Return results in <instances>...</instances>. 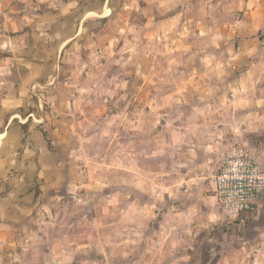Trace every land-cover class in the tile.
Here are the masks:
<instances>
[{"label": "crops", "instance_id": "1", "mask_svg": "<svg viewBox=\"0 0 264 264\" xmlns=\"http://www.w3.org/2000/svg\"><path fill=\"white\" fill-rule=\"evenodd\" d=\"M135 13L140 14L145 29L142 35L144 47L140 51L136 50L129 36ZM233 13L237 14V20L231 24L229 16ZM219 25V34L213 35V27ZM229 28H233L237 45L232 70L239 72L234 87L238 116L247 113L245 109L248 106L254 113L250 122H258L259 125L252 129L254 131H249L247 121L239 118L242 123L231 131L223 123L220 130L202 132L205 137L213 135V138L221 139L189 144L188 153L191 158H197L193 161L196 162L195 169L204 168L207 162L213 164L216 171L228 150L222 149V145L228 143L224 139L245 135L260 141L247 148L255 159L264 163V84L259 83V75L263 72L262 67L253 65L256 60L264 58V0H0V260L4 261L6 253L21 246L18 235L24 232L23 225L28 217L33 215L31 218L40 223L37 209L40 204L41 208L48 209L53 206V201L65 196L68 171L71 173L73 170L65 154L71 151L72 135L86 122L84 111L79 109V105L88 104L78 80L79 75L86 72L82 54L89 52L95 55V52L107 50L112 56L118 47L119 52H128L127 56L132 58V71L140 80V84H136V96L139 98L135 99L144 104L145 110L151 105L147 104L151 99L158 101L157 106L180 105L178 95H157L155 91L160 84L157 74L161 71L154 61L164 56L171 57L170 64L179 63L180 72L190 75L185 83L192 89L201 85L208 88L212 85L211 89H214V84L205 82L212 79L217 85L220 82L223 103V91L229 92L234 86L223 79L227 78L231 68L229 51L223 47L230 44ZM216 40H221L219 47L223 48L213 51L211 45ZM163 41L166 45L172 44L169 52L166 45L165 51L159 49ZM121 42H129V45L120 46ZM215 58H220L221 63H215ZM137 59L140 63L135 62ZM245 60L249 62L242 64ZM75 61L78 64L72 67ZM205 63L208 66L204 73H200L198 70ZM183 82L176 84V92L186 89ZM197 102L183 101L182 105L194 107L199 105ZM96 111L91 110V113L96 116ZM224 115L221 112L219 117ZM162 121L165 122L166 118L163 117ZM190 134L196 136L193 132ZM200 154L201 158L198 157ZM31 155L35 158L29 160ZM30 174L35 176L32 180L36 181L39 189L37 201L31 205L14 200L11 194L2 190L5 184L16 187L25 179L31 180ZM198 179L191 177L189 182L200 187ZM211 182L201 188L206 194L199 196V205L195 206L194 194L187 195L189 201L185 196L181 198L175 212L177 218L200 217L209 226L226 220L216 204ZM214 204L221 216L212 209ZM263 214L264 189L253 212L228 221L253 226ZM204 228L199 243L193 248H202L205 238L212 237L211 232H206L209 227ZM157 231L155 235L160 233V229ZM185 231L189 234L194 232L191 228ZM260 238L264 239V228ZM253 245L255 250L260 248L255 243ZM157 246L161 249L164 244L159 242ZM189 248L192 250L191 246ZM261 248H264V240Z\"/></svg>", "mask_w": 264, "mask_h": 264}, {"label": "rangeland", "instance_id": "2", "mask_svg": "<svg viewBox=\"0 0 264 264\" xmlns=\"http://www.w3.org/2000/svg\"><path fill=\"white\" fill-rule=\"evenodd\" d=\"M229 18L233 24L237 14L233 13ZM131 26V42L140 51L144 47L142 35L145 29L139 13L133 15ZM219 29L220 25L213 27L212 34L218 35ZM232 29L228 30L229 46H223L229 51L231 68L227 78L223 79L234 86L229 92L223 91V103L220 82L217 85L214 79L208 81L204 78L208 81L205 84H214V89H211L212 85L211 88L201 85L192 89L185 83L190 75L180 72L179 63L170 64L171 57L164 56L154 61L161 71L157 74L160 84L155 91L157 95H178L180 105L157 106L158 101L151 99L147 101L151 105L145 110L144 104L135 99L139 98L136 84H140V80L132 71V58L127 56L128 52H119L118 47L112 56L107 50L95 52V55L82 54L86 72L79 75L78 80L88 104L79 105V109L84 111L86 122L72 135L71 151L65 154L73 167L71 173L68 171L65 196L53 201V206L48 209L41 208V204L37 207L40 223L37 224L36 218L32 219L33 215L26 219L24 232L18 235L21 246L6 253L0 264H264V248H261L264 239L260 238L264 214L253 226L230 222V219L209 226L200 217L179 219L175 214L183 196L189 201L187 195L194 194L192 197L198 203L195 206L200 204L199 196L206 194L201 190L215 173L213 164L207 162L204 168H193L196 165L193 161L197 158H191L188 153L189 144L221 139L213 138V135L205 137L202 132L220 130L223 123L231 131L242 123L239 118L247 121L249 131L259 125L250 122L254 113L248 106L247 113L238 116L234 87L239 72L232 70L236 59L233 55L237 50ZM220 44L221 40L213 42L212 50L222 49ZM124 45L129 42L120 43V46ZM164 45L163 41L159 49L163 50ZM166 46L167 52L173 48L171 43ZM215 61L221 63L220 58ZM79 62L81 64V60ZM135 62L140 63V59ZM247 62L249 60L242 64ZM72 64L76 67L78 62ZM253 65L262 67L259 83L264 84V58L256 60ZM206 66L205 63L198 71L204 73ZM179 81H184L182 85L184 89L186 87L182 92H176ZM192 100L198 101L199 105H182L183 101L190 103ZM98 109L101 111H96ZM91 110L98 114L95 116ZM221 112L225 114L222 118L219 117ZM209 117L212 118L209 120ZM224 141L228 143H222L223 151L237 142L248 148V145L260 143L250 135L229 137ZM198 157L201 158V154ZM33 158L35 155L28 159ZM29 177L31 180L25 179L16 187L5 184L2 190L11 194L14 200L31 205L37 201L39 189L32 180L35 176L30 174ZM191 177L199 178L200 187L189 182ZM28 199L30 201L26 202ZM190 200L193 202L192 198ZM202 209L208 211V208ZM212 209L221 216L215 204ZM203 226L209 227L206 232H211L212 237L205 238L202 248H193L205 230ZM158 228L160 233L155 235ZM190 228L194 232L189 234L185 230ZM31 231L35 234L32 235ZM159 242L164 244L161 249L157 246ZM254 243L260 248L253 249ZM144 258L148 260L144 261Z\"/></svg>", "mask_w": 264, "mask_h": 264}, {"label": "built area", "instance_id": "3", "mask_svg": "<svg viewBox=\"0 0 264 264\" xmlns=\"http://www.w3.org/2000/svg\"><path fill=\"white\" fill-rule=\"evenodd\" d=\"M216 204L226 219L253 212L264 189V163L244 143L231 146L211 178Z\"/></svg>", "mask_w": 264, "mask_h": 264}]
</instances>
